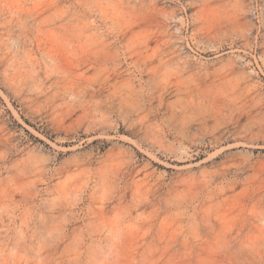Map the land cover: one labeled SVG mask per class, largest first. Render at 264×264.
<instances>
[{
  "label": "rangeland",
  "instance_id": "rangeland-1",
  "mask_svg": "<svg viewBox=\"0 0 264 264\" xmlns=\"http://www.w3.org/2000/svg\"><path fill=\"white\" fill-rule=\"evenodd\" d=\"M0 264H264V0H0Z\"/></svg>",
  "mask_w": 264,
  "mask_h": 264
}]
</instances>
